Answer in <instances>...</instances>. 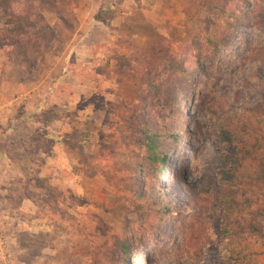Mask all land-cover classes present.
<instances>
[{
  "label": "rangeland",
  "instance_id": "374dc122",
  "mask_svg": "<svg viewBox=\"0 0 264 264\" xmlns=\"http://www.w3.org/2000/svg\"><path fill=\"white\" fill-rule=\"evenodd\" d=\"M44 1L0 0V264H232L225 228L264 264V0H97L82 32ZM239 108L263 114L234 190Z\"/></svg>",
  "mask_w": 264,
  "mask_h": 264
},
{
  "label": "trees",
  "instance_id": "16d2710c",
  "mask_svg": "<svg viewBox=\"0 0 264 264\" xmlns=\"http://www.w3.org/2000/svg\"><path fill=\"white\" fill-rule=\"evenodd\" d=\"M23 6V5H22ZM13 4H10L4 12L7 14L6 18H10ZM44 8L54 9L55 5L49 0L44 1ZM10 13V15H8ZM217 49V45L214 42H211ZM219 47V46H218ZM260 109L255 110L247 108H239L236 111L225 115L219 122V129L222 135L223 140L229 145V151L227 160L222 162L224 167L223 172V183L224 185H234V190L238 189V185H242L244 179L246 178L244 169L245 154L248 152L250 146L256 144V139L253 136L254 127H253V118L256 115L262 116ZM155 137V136H154ZM150 145L146 146L147 160L152 165L154 170H158L161 173L166 172V164L168 160L167 155H162L160 153L159 144L156 141L157 139H150ZM232 166L231 169H228L229 166ZM237 183V184H236ZM225 197L228 199V195ZM233 197V196H232ZM232 197H229L230 200H233ZM158 201L161 202V199L158 197ZM229 201V199H228ZM231 202V201H229ZM231 209V207H229ZM156 213L159 215L160 220H163L169 214V208L166 207L163 203H160V207L156 209ZM224 233V244L227 258L232 264H241L243 261V256L241 253L240 243L234 245L236 240V235H232L230 228L223 229ZM123 253L127 256L130 253V250L124 245Z\"/></svg>",
  "mask_w": 264,
  "mask_h": 264
},
{
  "label": "crops",
  "instance_id": "0c3cea01",
  "mask_svg": "<svg viewBox=\"0 0 264 264\" xmlns=\"http://www.w3.org/2000/svg\"><path fill=\"white\" fill-rule=\"evenodd\" d=\"M81 2H82V4H84V7L83 8H78V9H76V11H75V16H76V19H77V21L79 22V24H80V28H79V31L78 32H82L81 31V29H82V26H83V24H85L86 23V20L90 17H92V16H94V14L93 13H95V12H97L98 10H104V9H100L98 6H97V0H80ZM124 1V0H123ZM80 2V3H81ZM126 2H128V1H126ZM126 2H124L123 4H121L120 6H119V8H123L124 7V5H125V3ZM135 5V4H134ZM93 14V15H92ZM92 19V18H91ZM93 21L92 22H94V19H92ZM94 24V26H92V27H90V29L88 30V31H90V32H97V30H96V27L97 26H95V25H98L99 23H97V22H95V23H93ZM92 24V25H93ZM90 25V24H89ZM81 38V37H80ZM74 41L75 40H72L71 41V43H70V45H72V44H74ZM87 42V41H86ZM108 42H110V41H98V43H108ZM91 45H93V44H91ZM95 45V44H94ZM77 47H79L78 45H77ZM72 48H75L74 46H72ZM81 51L79 50V48L77 49V48H75V50H74V52H72V53H69V55L71 56V55H75V56H78L79 55V53H80ZM65 60V59H64ZM67 60V59H66ZM66 60L64 61V63H63V65L61 66V71L62 72H60L59 74H63V75H65V74H69L67 71H69V68H68V64L66 63Z\"/></svg>",
  "mask_w": 264,
  "mask_h": 264
}]
</instances>
